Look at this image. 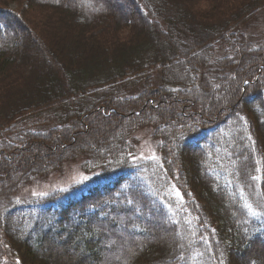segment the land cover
<instances>
[{
    "label": "trees",
    "instance_id": "16d2710c",
    "mask_svg": "<svg viewBox=\"0 0 264 264\" xmlns=\"http://www.w3.org/2000/svg\"><path fill=\"white\" fill-rule=\"evenodd\" d=\"M198 1L0 0V202L72 160L90 174L1 210L15 264H264V32L239 34L264 0Z\"/></svg>",
    "mask_w": 264,
    "mask_h": 264
},
{
    "label": "rangeland",
    "instance_id": "374dc122",
    "mask_svg": "<svg viewBox=\"0 0 264 264\" xmlns=\"http://www.w3.org/2000/svg\"><path fill=\"white\" fill-rule=\"evenodd\" d=\"M227 1L230 2L229 0H227ZM114 2L117 5L116 8H119V9L125 11L126 13L127 12L130 13V12L134 11L132 9L131 5H129L126 2V0H118V1L115 0ZM9 5H11L10 6L11 8L15 9V8L19 7V2H11ZM211 6L212 5L209 4V0H200V1L196 2V4H195L197 11H203V12H207V13H209V11L211 10ZM218 8L222 9V10L225 9V7H223L222 5H218ZM33 11L34 12L32 13V17H34V18H38L39 16H42V15H46V17H48V18H50V17L51 18H56V17L61 18V16H59L61 14H59V12H55L51 8L39 9V7L36 6ZM260 14H261V18L256 23H254L253 25H250L248 27V29L242 28V31H240L239 34H244V32L248 33V30H249V32L251 31L250 33H248L250 38L257 37L260 34H262L264 32V11L261 12ZM254 20H256V19H254ZM40 22H41V20H39V19L34 20V23L36 25H39ZM258 22H261V23L258 24ZM255 24H257V25H255ZM118 32H119L118 33L119 37H121L120 38L121 41H123L124 39H125V42L127 40H129V38H130V36L128 34L129 29H127V27H122V28L118 29ZM154 79L158 82L159 78L157 76H155ZM147 80L151 81V79L149 77L147 78ZM227 84H229V83H227ZM138 93H140V92H138ZM138 93H136V94H138ZM106 94H109V93H106ZM101 109H104V107L99 106L98 110H101ZM105 134L106 133H104L103 136L102 135L99 136L96 140L93 138V136L89 137L86 141L87 145L89 147H93V149H95V151H97V145L96 144L101 143L100 138H105ZM263 134H264V131H263ZM141 135H142L141 136V147L138 149L137 155L135 157L137 160H141L144 158H148L151 155H155V151H156V147H157L155 140L152 138V136L150 134H148L147 132H143V133H141ZM110 136H111V134H110ZM54 137L56 139H53V141H56L57 136H54ZM79 140H80V143H78V144H82L83 142L81 143V136H80ZM82 141H83V139H82ZM75 144L76 143L68 144L67 147H65V148L66 149L71 148ZM74 147L75 146H73L72 148H74ZM157 154H158V152H157ZM85 177L86 178L90 177V174H88L87 172L84 171V169L82 168L81 162L79 160H76V161L72 160V161L66 162L63 167L55 169V171L51 172L47 177H44L43 179H38V180L34 181L33 183H32V181L30 183H28V185L23 190H20L19 192H17L16 196H15L14 188H7L5 191H6V194H8V193L10 194V197H7L3 200V202H0V206L4 207L2 209L0 208V213H1V210L3 213V211H7L11 207L10 202L12 200H14L15 197H16L18 202L30 201L31 198H33V197H39V196L45 195V194L49 195L51 192L58 190V189L64 190V189L71 188L72 186H74L75 183H78V182H81L82 180H85ZM4 184L5 183H0V186H4ZM76 190L77 189L74 190V188L70 189V191H72V193H75ZM2 192H3V190H2ZM24 233H25V230L20 229L19 235L22 236ZM62 238L64 239V237H62ZM53 239H56L55 241H57V238H53ZM77 245L79 247V244H77ZM77 245H75L73 247V249H70V248L61 249L60 253L58 254L59 261L60 262L65 261V258L67 256H69V257L72 256V257L78 258V256L76 257L77 249H75V247ZM111 245H113V244L111 243ZM106 246H107V244H106ZM0 247L2 249V252H4L3 253V258H4L3 261L5 262V264H15L19 261L18 257L16 255H14L12 250L10 249V246H9L8 242L6 241V238H5L1 228H0ZM81 249L83 250V252L86 251V250H84V247H81ZM61 252H63V253H61ZM65 252H67V253L64 254ZM86 252H88V251H86ZM51 254L52 255L55 254V249H53ZM88 257L91 258L90 255H88ZM88 257L85 256V258L83 257L82 260H88L89 259ZM78 259H81V258H78Z\"/></svg>",
    "mask_w": 264,
    "mask_h": 264
},
{
    "label": "bare ground",
    "instance_id": "6f19581e",
    "mask_svg": "<svg viewBox=\"0 0 264 264\" xmlns=\"http://www.w3.org/2000/svg\"><path fill=\"white\" fill-rule=\"evenodd\" d=\"M115 0H108V4L110 5L109 7H108V10L109 9H112V10H115L114 8H116L117 7V5H116V3L114 2ZM118 1V0H117ZM110 2V3H109ZM133 6L135 7H138V9H142V8H146V9H149L148 7H147V5H145V4H143V3H139L138 1H136V2H134V4H133ZM128 18H132V17H134L132 14H130V15H128L127 16Z\"/></svg>",
    "mask_w": 264,
    "mask_h": 264
},
{
    "label": "snow or ice",
    "instance_id": "6c2138e0",
    "mask_svg": "<svg viewBox=\"0 0 264 264\" xmlns=\"http://www.w3.org/2000/svg\"><path fill=\"white\" fill-rule=\"evenodd\" d=\"M85 179H86V177H85ZM255 214V213H254Z\"/></svg>",
    "mask_w": 264,
    "mask_h": 264
}]
</instances>
